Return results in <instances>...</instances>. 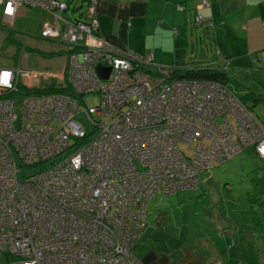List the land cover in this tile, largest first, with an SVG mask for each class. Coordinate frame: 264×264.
Here are the masks:
<instances>
[{
  "label": "built area",
  "instance_id": "1",
  "mask_svg": "<svg viewBox=\"0 0 264 264\" xmlns=\"http://www.w3.org/2000/svg\"><path fill=\"white\" fill-rule=\"evenodd\" d=\"M97 4L91 0L89 23L64 20L62 41L72 47L64 77L73 93L13 98L32 72L0 69V264H143L132 249L148 199L199 188L203 171L248 146L264 162V126L237 95L218 83L173 79L176 67L113 46L98 35ZM21 5L57 19L68 8L8 0L5 16ZM61 36L51 26L43 31L44 39ZM260 59L264 71V52ZM99 66L111 68L108 79ZM94 95L100 102L82 107Z\"/></svg>",
  "mask_w": 264,
  "mask_h": 264
},
{
  "label": "crops",
  "instance_id": "2",
  "mask_svg": "<svg viewBox=\"0 0 264 264\" xmlns=\"http://www.w3.org/2000/svg\"><path fill=\"white\" fill-rule=\"evenodd\" d=\"M61 1L69 3L67 11L61 14L64 19H57L53 14L32 5H21L14 17L7 18L3 10L8 0L0 3V69L20 67L32 72L28 68V53H34L39 58L64 54L66 64V46L58 41L44 40L43 31L46 26H51L61 32L60 40L64 39L67 26L64 20L85 19L88 0ZM202 2L98 0L99 31L113 46L143 57L152 55L154 63L162 66L198 67L227 62L236 71L256 70L260 64V54L264 51V0H206L207 7H203ZM179 6L184 10H179ZM199 15H203L210 24L195 26ZM23 80L22 86L28 88L42 84L29 87ZM197 192L194 190L190 193L196 196ZM196 215L197 219L204 221L202 215ZM167 216L159 214L157 228L167 224ZM196 226L198 234L193 237L191 227L182 246L190 247L197 243L194 241L203 239L199 245L210 253L206 257L208 264L238 262V256L232 254V247L221 239L223 234H219L215 240L210 237L206 225ZM146 228V231L149 230L148 224ZM148 235L152 240L158 236L154 231L143 234L133 249L135 258L143 264H177L182 246L177 253L175 250L158 248L156 240L152 242ZM217 235L213 233V236Z\"/></svg>",
  "mask_w": 264,
  "mask_h": 264
},
{
  "label": "rangeland",
  "instance_id": "3",
  "mask_svg": "<svg viewBox=\"0 0 264 264\" xmlns=\"http://www.w3.org/2000/svg\"><path fill=\"white\" fill-rule=\"evenodd\" d=\"M28 55H30L28 68L33 71L30 77L23 80L27 86L41 82L42 87L68 84L64 74L69 67L65 64L64 54L62 56L56 54L51 58L47 56L39 58L34 53H28ZM230 77L228 84L233 93L242 97L246 93L253 92L260 94L264 100V74L261 71L233 69L230 71ZM98 100V96H87L84 101L86 104L81 102V105L87 108L94 107L99 103ZM253 106L254 118L264 126V101ZM79 121L93 138V125L84 115L79 118ZM181 148L189 154L185 144H182ZM61 159L62 155L44 163L42 170H49L54 161L58 162ZM263 168L262 159L253 149L248 148L225 164L215 167L211 178H209L210 172L203 173L200 177L201 190H196L198 191L196 196L183 191L177 195H158L156 198L149 199L147 202L149 230L144 234L154 231L158 235L155 237L158 248L175 250L177 253L191 227L194 237L198 234L196 224H203L209 228L212 239L217 240L219 234H223L221 239H225L227 245L232 247V254L238 256L236 264H258L253 237L248 235L252 230V213L254 212L248 197L256 192L255 180ZM195 213L202 215L204 221L197 219L198 215ZM159 214L168 215L167 224L161 228L156 227ZM207 227L206 231H208ZM213 233L218 235L213 236ZM149 239L155 242L150 236Z\"/></svg>",
  "mask_w": 264,
  "mask_h": 264
},
{
  "label": "trees",
  "instance_id": "4",
  "mask_svg": "<svg viewBox=\"0 0 264 264\" xmlns=\"http://www.w3.org/2000/svg\"><path fill=\"white\" fill-rule=\"evenodd\" d=\"M59 1H61V0H59ZM65 3H67V5L69 7V3L68 2H65ZM90 4H91V0H88L87 7H86L87 11H86L85 19H83V20L79 19L77 21H72V22H75V23H79V22L89 23V15H90V8L89 7H90ZM60 17L64 19V17H62V16H60ZM96 17L98 19V12H97ZM67 21H70V20H67ZM98 21H99V19H98ZM195 26H197V25H195ZM201 26H205V25H201ZM99 28H100V23H99ZM99 28H98V35L101 36V37H105L104 35L101 34V31H99ZM46 40H48V39H46ZM50 41H52V40H50ZM56 41L61 42V43H63L66 46L65 53H66V55L68 57L70 51H72L71 45L70 44H66V42H64L62 40H56ZM53 42H55V41H53ZM263 52L264 51L261 52L260 58H261V55H262ZM152 60H153V57H152ZM153 63H154V61H153ZM155 65L161 66V67H163V66L164 67H168V66H165V65L162 66V65H159V64H156V63H155ZM225 67H227V68H225ZM255 69H256V71L257 70L261 71L264 74V71L262 70V67H261V59H260L259 66L257 65V67ZM230 71H233V68H231L230 64H228L227 62L224 63V64H221V65H212V64H210V65H202V66H198V67H196V66L176 67L175 70L173 71L174 75L172 76V78L173 79H177V80H185V81L189 80V81H195V82H199L200 81V82L218 83V84L223 85L231 93H233V91L230 89L229 84H228L230 82V80H231ZM151 73H153V71H151ZM59 93L70 94V93H73V90H72V88H71V86L69 84H67L66 86H55V85L52 86V85H50V86H47V87H42V86L38 85V86H35L34 88H28L26 86H22V84L20 82V83H18L17 91L12 92V94H11L12 96L11 97L22 99V97H24V96H35V95H37V96H39V95L47 96L49 94H59ZM233 94H235V92ZM95 96H97V95H95ZM237 97L239 98V100L241 101V104H243V106H246V107L249 108L251 114H252V109L254 107L253 105H258L259 103H262L264 101L260 94H255L253 92L246 93V95L242 96V97L237 95ZM84 101H85V99H84ZM252 103H254V104L252 105ZM252 117L254 118L253 114H252ZM255 120L258 122V124L262 125L260 123V121H258L256 118H255ZM187 148L189 150V155H190V149H189L188 146H187ZM248 148L253 149V147H249V146H248ZM248 148H245L243 151L247 150ZM243 151H241V152H243ZM241 152H239V153H241ZM254 152H255V150H254ZM239 153H237V154H239ZM235 156H237V155H235ZM235 156H233V157H235ZM233 157H231L229 160H231ZM260 159H261V157H260ZM263 164H264V162H263ZM215 167H219V165L214 166L213 168H211L208 171H203V173L210 172L211 174H210L209 178H211L212 177V172H213ZM258 176L259 177L255 180L256 192L254 194H250V196L248 197V200L250 201V203H251V205L253 207V210H254V212L252 213L253 214V226H252V230L248 233V235L253 237V240H254L253 247H255V253H256V258H257L258 264H264V168L260 171ZM201 185H202V181L200 183V187L199 188H193L192 190H180L178 193H175L173 195H177V194H179L180 192H183V191L190 193V192H192L194 190H201ZM154 198H156V197H154ZM150 199H152V198H150ZM148 200L146 201V204H147ZM146 216H147V221H146V224H145V227H144L145 229L140 234V236L137 239V242L135 243V245L138 243L139 239L141 238V236L144 234V232L147 229L146 227H147L148 220H149L148 204H147ZM203 238H205V237L203 236ZM202 240L194 241V243H196V242L197 243L192 245V246H190V247L188 245H183L182 248H181L182 254L176 260L177 264H208L207 260H206V257L210 253H209V251H207V250H205V249L200 247L199 244L202 242ZM135 245H134V247H135ZM134 247H133V249H134ZM133 249H132V252H133ZM133 256H134V252H133ZM135 259H137V257ZM138 261L140 262L139 259H138Z\"/></svg>",
  "mask_w": 264,
  "mask_h": 264
},
{
  "label": "water",
  "instance_id": "5",
  "mask_svg": "<svg viewBox=\"0 0 264 264\" xmlns=\"http://www.w3.org/2000/svg\"><path fill=\"white\" fill-rule=\"evenodd\" d=\"M97 72L99 73V75L101 77H103L104 79H108L109 75L111 73V68H107V67H101L99 66L97 69Z\"/></svg>",
  "mask_w": 264,
  "mask_h": 264
}]
</instances>
